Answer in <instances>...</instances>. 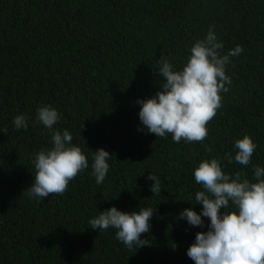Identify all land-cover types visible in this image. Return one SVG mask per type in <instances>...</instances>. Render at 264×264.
Masks as SVG:
<instances>
[{
  "label": "trees",
  "instance_id": "trees-1",
  "mask_svg": "<svg viewBox=\"0 0 264 264\" xmlns=\"http://www.w3.org/2000/svg\"><path fill=\"white\" fill-rule=\"evenodd\" d=\"M211 25L222 55L244 50L226 66L232 83L207 138L177 143L171 134L138 131L137 100L159 90L160 57L179 70ZM46 104L61 114L54 129L70 131L89 167L63 195L33 199L26 190L33 153L51 147L48 129L36 123ZM20 114L30 117L27 130L14 127ZM0 128L8 131H0V264H194L187 249L207 229L177 217L202 210L195 205L199 162L220 159L226 174L250 180L253 165L264 167V0H0ZM245 134L257 146L251 164L223 159L235 156L234 142ZM100 148L112 156L97 185L91 164ZM150 173L161 181L159 195ZM113 206L155 212L141 235L151 246L129 250L115 229L90 228Z\"/></svg>",
  "mask_w": 264,
  "mask_h": 264
},
{
  "label": "clouds",
  "instance_id": "clouds-1",
  "mask_svg": "<svg viewBox=\"0 0 264 264\" xmlns=\"http://www.w3.org/2000/svg\"><path fill=\"white\" fill-rule=\"evenodd\" d=\"M214 28L215 25L209 26L206 36L195 41L179 70L168 57H160L156 70V75L162 77L159 90L150 98L137 100L141 106L138 131L164 138L171 134L177 143L207 138V125L223 106L221 93H227L226 85L232 83L226 66L231 57L239 56L244 50L237 45L222 55L220 50L224 45ZM29 119L25 114L15 116V129L27 130ZM60 119V112L51 105L36 109V123L48 129L51 147L33 153L34 181L26 189L30 198L63 195L69 182L89 167L82 148L72 143L70 131L54 129ZM0 131L8 134L7 128ZM256 147L252 137L245 134L234 142L235 156L228 152L223 159L248 166ZM111 156L104 148L93 152L91 168L97 185L105 181ZM252 168V180L241 171L226 174L217 158L204 159L195 168L194 179L202 189L195 193V205H202V210L197 212L195 207H189L177 217L192 227L207 229L198 231L187 249L186 254L194 264H264V167L253 165ZM148 179L154 181L153 194H161L159 177L150 173ZM154 213L150 207L124 212L113 206L100 211L89 224L93 230L115 229L116 240L129 250L139 249L151 246V241L141 239V235L150 232ZM170 243L173 249L177 247L175 242Z\"/></svg>",
  "mask_w": 264,
  "mask_h": 264
}]
</instances>
